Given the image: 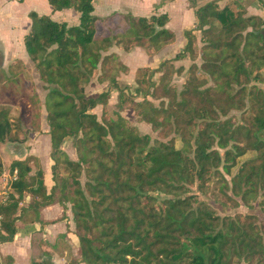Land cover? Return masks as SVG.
I'll list each match as a JSON object with an SVG mask.
<instances>
[{"label":"trees","instance_id":"obj_1","mask_svg":"<svg viewBox=\"0 0 264 264\" xmlns=\"http://www.w3.org/2000/svg\"><path fill=\"white\" fill-rule=\"evenodd\" d=\"M48 1L53 10L79 14L73 27L30 12L23 39L47 92L54 185L46 194L42 170L32 174L30 156L9 165L18 179L15 194L0 206V243L13 239L14 223L29 219L27 211L36 214L57 202L63 209L70 205L79 250L73 264H264V220L224 214L239 206H257L264 214L261 18L249 15L242 0L222 6L220 0L200 6L189 0L196 25L183 32L181 52L156 68H138L131 87L118 81L128 69L109 49L139 46L157 53L174 41L167 15H126L122 33L96 36L94 0ZM182 60L190 65L177 89L171 80L184 71L176 65ZM24 74L19 60L1 71L0 95L12 87L22 91ZM95 78L107 89L88 95ZM113 90L117 103L109 111ZM99 106L100 116L94 112ZM129 109L132 121L121 115ZM137 123L156 137L141 134ZM13 127L2 106L0 143L25 142L9 137ZM65 138L72 140L76 161L59 148ZM199 195L210 197L223 214Z\"/></svg>","mask_w":264,"mask_h":264},{"label":"crops","instance_id":"obj_2","mask_svg":"<svg viewBox=\"0 0 264 264\" xmlns=\"http://www.w3.org/2000/svg\"><path fill=\"white\" fill-rule=\"evenodd\" d=\"M210 1L212 0H198L196 4L200 6ZM226 1L220 0V6ZM241 2L249 15L260 17L264 23V0H242ZM93 5V15L98 18L95 25L96 36L122 33L124 26L119 21L124 23L123 16L126 15L150 17L166 14L168 17L166 28L173 33L174 41L162 47L157 53L148 54L143 47L139 46H133L128 52L116 46L109 49V53L117 54L119 61L128 69L127 73L118 77V81L129 77L133 85L135 71L138 68H156L163 60H170L177 56L185 44L183 32L196 25L194 9L190 7L189 0H94ZM30 12L39 16H48L53 21L65 22L73 27L79 22V14L75 10H53L48 0H0V73L6 70L5 66L19 60L25 67L31 66V76L34 79L37 76L23 44L24 36L28 34L31 27ZM129 55H133L132 59L137 60L135 66L126 62ZM134 55H138L137 58H134ZM26 75L28 71L24 77ZM90 85H93V82ZM100 86L101 89L97 92L106 91L107 87L104 83ZM27 138L24 142L25 146L22 147L20 143L21 149L17 148V151H13V148L9 154L0 147V171L2 170L0 175L3 172L12 171L10 166L6 170V163L11 164L14 160H23L30 156L33 158L29 163L32 171L34 169L32 163L36 161L35 159L39 160L45 192L49 194L54 185L51 175L52 161L47 158L51 150L50 137L48 134L32 131ZM29 199V196L25 197L26 202ZM27 212L29 219L17 220L14 223L16 234L13 239L0 243V264H32L34 261L41 260H50L53 263L56 258H62V255L67 254L69 250L73 252L78 250L69 212H64L63 207L57 202L40 207L36 214L31 210Z\"/></svg>","mask_w":264,"mask_h":264},{"label":"rangeland","instance_id":"obj_3","mask_svg":"<svg viewBox=\"0 0 264 264\" xmlns=\"http://www.w3.org/2000/svg\"><path fill=\"white\" fill-rule=\"evenodd\" d=\"M120 24H122L124 26V23L122 21H119ZM200 36H198V40H199ZM201 45H198V54H199V48ZM133 55H129V59L126 60L127 63H129L131 66H135L137 63V60L132 59ZM138 56V55H137ZM136 55H134V58H137ZM136 61V62H135ZM198 62V61H197ZM139 64V62H138ZM176 65H182L184 68V71L182 72V74L180 76H176L173 77V79L171 80V84L173 86H175L177 89H180L184 82L186 81V71L190 65V61L189 60H182L181 62H177ZM8 66H5V69H7ZM26 71H28V75H26V77H24L25 80V86L23 87L22 91H14V88L12 87L11 89H8L7 92L3 93L0 95V108L3 106L5 108L9 109V116L10 119L12 121V124L15 125V127H13L9 137L11 138H16V139H24L25 141H27V136L29 134V132L35 131L38 132L39 134H48L47 132V127H46V122H45V116H46V112L44 110V106L43 103L45 101V94L47 93L46 91H44L42 89V83L37 79V76H35L36 78L34 79L33 76H31V66L28 65V67H25ZM28 69V70H27ZM157 76H159V74H155L153 79H156ZM93 85H87L86 87V93L88 95H95L99 92H97V90L101 89L100 84H102L101 82H99L96 78L92 81ZM120 82L122 84H130L129 86L134 87L132 81L128 78H124L121 79ZM128 82V83H127ZM29 85V86H28ZM31 85L33 86V91L31 90ZM28 86V87H27ZM26 87V88H25ZM35 92V93H34ZM102 92V91H100ZM111 96L109 98V111L110 110H115V104L117 103V94L116 91L114 92V90L110 93ZM34 96V98H33ZM158 102V100H156L154 103L156 104ZM94 112L100 116V112H101V107H97L94 109ZM132 110H126L124 112L121 113V115L125 118H127L128 120L132 121ZM231 115V114H230ZM34 116V117H33ZM233 118H236L237 113L234 112L231 115ZM34 121V123H32ZM140 133H147L151 136V138H155L156 134L152 133L149 129L148 125H144L143 123H137L135 124ZM46 130V131H43ZM49 135V134H48ZM41 145V143H40ZM25 146V144H22V147ZM0 147L3 148L4 152L6 154H9L11 152V150L13 149V151H17V148L21 149V145H19L18 143L15 142H5L0 144ZM59 148L64 151L66 153V155L68 156V158L70 160H77V155H76V151L72 145V140L71 138H65L63 140V142L60 144ZM51 153V150H50ZM50 153L49 156H47V158H50ZM251 153H248L245 155V158H249ZM46 159V158H45ZM51 159V158H50ZM32 160V159H30ZM36 161H34L32 163L34 169L32 171V174H34L37 170H41V164L39 163V160L35 159ZM52 161V160H51ZM241 161V160H240ZM239 161V162H240ZM53 163V161H52ZM6 170H8V166L10 165V163H6ZM2 171V170H1ZM0 171V172H1ZM58 195V192H55L54 197L56 198ZM199 198H202L204 200H206L209 204H211L214 208H216L219 211V214L222 215L223 213L220 210V207L215 204L213 202V200L210 199V197L208 196H201L199 195ZM67 211L69 212V218L70 221L72 222V226H73V233H74V224L72 221V213L70 211V205L66 204V207L64 208V212ZM236 212L242 213V214H246V213H252L255 214L259 219V220H264V214L258 209L257 206H255L253 208V210H248L246 208H244L243 206H239L237 209L233 210V211H228L225 212L224 214H234ZM77 247H78V241H77ZM79 259V250H76L75 252L69 250L67 254H63L62 258H56L54 260V264H73L75 261H77ZM48 262L51 263L50 260H47ZM51 263V264H53Z\"/></svg>","mask_w":264,"mask_h":264},{"label":"built area","instance_id":"obj_4","mask_svg":"<svg viewBox=\"0 0 264 264\" xmlns=\"http://www.w3.org/2000/svg\"><path fill=\"white\" fill-rule=\"evenodd\" d=\"M18 172L16 169H13L11 172H3L0 175V206L6 204L11 195L15 194L12 189V184L17 181ZM3 217L0 214V230Z\"/></svg>","mask_w":264,"mask_h":264}]
</instances>
